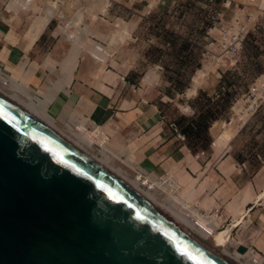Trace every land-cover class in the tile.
Instances as JSON below:
<instances>
[{
	"label": "rangeland",
	"instance_id": "rangeland-1",
	"mask_svg": "<svg viewBox=\"0 0 264 264\" xmlns=\"http://www.w3.org/2000/svg\"><path fill=\"white\" fill-rule=\"evenodd\" d=\"M19 1L23 2L24 0ZM93 1L34 0L23 11L25 13L29 10V15L34 16L35 14L37 16L34 18H38L41 14L43 15L41 11L50 8V6L55 8V11L59 7L64 9L62 14L51 17L54 24H58L59 30V42L56 49L57 58L50 56L55 62H52L49 58L47 59L52 62L50 65L52 64L53 71L63 70L66 59H69V55L76 51L73 56V58L75 55L77 57V66L73 71L76 75L83 76L97 86L98 81L103 76L105 77L106 70L115 72L117 74L115 75V83L123 82L124 97L135 90V96L139 98V101L143 103L150 101L157 105L162 120L169 126L174 124V132L180 139L184 140H186L185 137L179 132L180 125H186L188 119L198 118V115L205 114L210 109V118L207 116L205 121L208 123L206 134L203 131L201 133L202 138L198 139L196 144L194 138L189 139L191 143L194 142V145L190 146L194 148V151L190 149L193 157L201 166L197 167L194 175L197 176V179H191L184 171L181 173L176 170L167 172L168 176L163 175L162 177L165 176L171 180L173 176L175 177V179L172 178L173 180H176V182L178 180V184L181 183L179 186L181 188L178 189V196L180 195L181 199L188 190L195 189L189 195L185 204L192 205L195 210L197 209V212L204 214L205 217L210 216L211 218L212 216L215 218L216 216L215 220L218 222L215 221L216 232H226L227 228V231L230 228L228 241L231 242L224 245L226 253L231 254L237 246L236 243L239 242L245 244V246H250L248 235L259 228L263 222L261 214L264 212V145H261L262 154L255 155V159L250 161L249 176L241 177L239 175L241 179L233 187L226 186L225 183L222 188L213 194V197L206 198V192L207 189L209 191L213 190V193L216 190V178L219 180V171L226 174L229 169H233L234 166L230 164L231 155L238 158L241 155L250 154V151L254 148L253 145H248L246 142L240 144H237L236 141L233 142L234 136L229 141L230 146L226 151L217 157L211 143L218 131L238 118L239 110L245 113L243 116L245 122L254 112L253 110L264 101L262 94L252 91V88L258 86L264 79V50H261V56L258 60H254L249 68L244 67V58L242 57L245 42L264 39V7L262 8L261 5L263 0H122L123 20L111 19L106 21L100 18L101 12H98V10L95 12L93 8L94 11L91 10V5L97 3ZM113 1L118 0H109V3ZM141 6H144L145 11L151 10L152 12L153 9L152 13L155 15L152 16L150 12L145 19L140 20L139 26L136 27V12L132 13L133 15L127 12L129 9L135 11L136 8L139 9ZM78 16L79 19H76ZM237 19L240 21L249 20L250 23L247 25V28L249 27L248 33L243 35L239 53L234 57L232 48L224 42L237 33L234 30ZM125 23L132 26L129 32L130 35L125 36V33H123V38H119L117 41L116 39L121 33L120 29ZM72 24H74L73 27L70 26ZM163 26L167 27L166 30L162 28ZM75 27L79 30V34L78 39L74 41L73 38L68 37V33L75 30ZM104 28L106 29L105 32ZM169 29L176 31L175 36L168 31ZM109 38H116L117 43L114 40L109 41ZM76 40H79V44ZM86 44H100L107 53L106 61L102 63V61H96V58H92ZM240 64L241 66H239ZM202 66L208 67L206 74L196 86L195 93L188 94L187 89L192 86L191 78L197 69L203 68ZM21 68V66L10 68L9 73L23 81L24 72H29L24 71L23 68L21 70ZM62 70H60L61 75L59 77H48L41 87L33 89L32 94L42 97L40 94L52 93L51 89L55 87L53 85L60 82L62 76H64V70ZM145 75L150 77L143 80ZM104 80L107 81L105 78ZM26 85L30 87L31 83L26 82ZM6 87L0 82V90L10 95ZM101 88L105 89L102 85ZM36 90L37 92H34ZM225 91L228 94H224ZM11 95H15V93L12 94L11 92ZM17 97L27 103L29 102L26 96L24 98L17 94ZM80 118L82 117L76 118L72 115L69 120L78 123V120L83 119ZM69 120L54 122L56 128L62 131L63 134L77 140L75 135L77 131L74 130V135L72 134L73 130L68 131L71 127H69ZM86 127L92 131V128L88 127L87 124ZM71 128L73 129V127ZM101 128L105 133L110 134L108 128ZM247 139L245 138V140ZM202 144L204 145L202 146ZM81 145L89 153L99 158L104 157L95 145L86 146L83 143ZM128 150L131 151L130 148ZM126 151L124 152L126 153ZM130 158V164L133 166L135 160L132 155ZM107 161L109 165L120 168L123 173L126 172L128 178H135L132 171L129 172L126 167H123L122 161L117 159ZM169 174L170 176L173 174L171 178ZM248 177L253 186V190L246 187L249 190L248 192L252 198L258 194H261V197L256 202H249L241 206L237 197H239L241 191L240 185ZM244 189L242 188L243 191ZM150 190L153 191V196L158 202L163 201L164 193L160 195L154 190ZM156 190L160 192L159 189L156 188ZM203 200H206V203ZM215 209L217 211H214ZM203 211H206L207 214ZM235 223L236 225H233ZM244 260L240 259L241 262H244Z\"/></svg>",
	"mask_w": 264,
	"mask_h": 264
},
{
	"label": "water",
	"instance_id": "water-1",
	"mask_svg": "<svg viewBox=\"0 0 264 264\" xmlns=\"http://www.w3.org/2000/svg\"><path fill=\"white\" fill-rule=\"evenodd\" d=\"M0 264L235 263L0 92Z\"/></svg>",
	"mask_w": 264,
	"mask_h": 264
},
{
	"label": "crops",
	"instance_id": "crops-1",
	"mask_svg": "<svg viewBox=\"0 0 264 264\" xmlns=\"http://www.w3.org/2000/svg\"><path fill=\"white\" fill-rule=\"evenodd\" d=\"M14 1L0 0V69L5 73H9V68L21 66L24 71L29 72L24 73L29 74L31 80H33L31 87L34 89L39 88L48 77H59L61 75L60 70L54 72L51 65H46L48 58L50 60H53L51 57L57 58L58 24L55 25L53 19H50L45 26L35 32L32 26L36 20L34 17L37 15H29V10L25 13L23 12L34 0L23 1L20 5ZM63 10V8L59 7L54 12V15L62 14ZM134 12L137 14L136 27H138L140 20L145 19L151 10L145 11L144 6H141L139 9L136 8L135 11L129 9L127 13L132 14ZM100 15L103 21L111 19L123 20V1L118 0L107 4L106 9ZM153 15L155 14L152 13ZM162 28L166 30L167 27L163 26ZM28 30H30V35L26 37ZM105 30L104 28V32ZM168 31L175 36V30L169 29ZM30 36H32V39L28 40ZM97 40L102 42L99 39ZM177 46L179 45L177 44ZM261 50H264V39H254L245 42L242 55L244 67L249 68L254 60H258L261 56ZM113 73L115 74V72ZM8 77L15 81L20 80L10 75V73ZM102 82L103 80H100L98 82L100 85L97 84L99 86L97 87L83 76L80 77L73 72L72 78L66 87L62 89L54 87L55 89H51L52 93H47L52 94L53 98L48 102L46 111L58 122L67 121L73 115L76 118H88L100 128H108L110 134L106 132L108 140L105 143L109 150L119 154L121 159L124 156L127 158L128 153L131 152L135 164L145 171L148 176H152V174L161 175L162 173L176 170L181 173L184 171L192 177L189 176L191 179H197V176L194 175L197 167L201 166L193 157L187 140L180 139L174 130L170 128L169 124L162 120V115L157 105L150 101L145 103L139 101V98L135 96V90L124 97L123 82L115 84ZM13 83L15 84L16 82ZM101 83L103 87L106 86V89H100ZM7 91L10 94L12 92V94L15 93L16 95L20 94L23 97H27V95L17 92L10 86ZM189 108L191 109L190 106ZM253 111L241 125L233 142L236 141L237 144L246 142L248 145H253L254 148L250 151V154H244L238 158L231 155L230 164L234 166L233 169H229L226 174L219 171V180L216 178L217 188L214 193L213 190L209 191L207 189L206 198L213 197V194L222 188L225 183L226 186L233 187L239 183L242 176H249L250 161L255 159V155L262 154L261 145H264V101ZM245 138L248 139L245 140ZM128 148H130V152ZM125 150H127L126 154ZM126 160H123V167H126L127 171L131 172L132 170L128 167L129 161ZM240 186L241 188L249 187L250 190H253L249 177ZM261 215L263 217L262 224L248 236L250 246L264 255V212Z\"/></svg>",
	"mask_w": 264,
	"mask_h": 264
},
{
	"label": "bare ground",
	"instance_id": "bare-ground-1",
	"mask_svg": "<svg viewBox=\"0 0 264 264\" xmlns=\"http://www.w3.org/2000/svg\"><path fill=\"white\" fill-rule=\"evenodd\" d=\"M22 1V0H21ZM24 1H33V0H24ZM96 4H92L91 5V10L92 8L95 10V12H97L96 10H98V12H103L105 9H106V6L108 4V1L109 0H94ZM93 1V2H94ZM15 3H17L18 5H20V1L19 0H15L14 1ZM49 2V1H47ZM56 3V2H55ZM54 3V4H55ZM47 4V3H46ZM261 5H262V8L264 7V0L261 2ZM45 6V4H44ZM48 6V5H46ZM96 7V8H95ZM47 8V7H46ZM44 10V9H42ZM92 10V11H94ZM40 12V11H39ZM43 13V15L41 14L38 18H36L33 26H32V29L35 31V32H38L43 26H45V24L51 19V17L54 15V12L55 11V8H53L52 6H50V8H47L45 9L44 11H41ZM93 13V12H92ZM76 19H79V16L78 18ZM121 23V22H120ZM123 23V22H122ZM75 24V22H74ZM74 24L70 25L71 27L74 26ZM118 24V23H117ZM121 26V25H120ZM131 25H127V23L123 24L122 26V29L121 30V33L120 35L117 37V41L119 40V38H123V33H125V36H129V29ZM68 27V25H67ZM66 27V28H67ZM29 32L27 33L26 37H28L30 35V30H28ZM81 31V30H80ZM90 32V31H89ZM32 33V32H31ZM92 33V32H91ZM79 34V30L76 29L75 27V30H73L71 33H68V37L69 38H73L74 41L75 39H78L77 36ZM32 35V34H31ZM131 37V36H130ZM32 39V36H30L28 38L29 39ZM35 38V37H33ZM88 39V38H87ZM115 39H110L109 38V41L110 40H114V42L116 41ZM80 40V38H79ZM79 40H76L77 44H79ZM31 41V40H30ZM91 41V40H90ZM117 41L115 43H117ZM71 42V41H70ZM114 43V44H115ZM81 45V44H80ZM77 46V45H76ZM72 47V46H71ZM86 47L89 49L90 53H91V56L92 58H96L95 60L96 61H102V63L104 61H106L107 59V53L106 51L103 50V48L101 47L100 44H95V45H87L86 44ZM78 48V47H77ZM76 49V48H75ZM78 50V49H77ZM79 51V50H78ZM108 52V51H107ZM74 53L76 54V51L75 52H72L71 55H69L70 57H68L69 59H66V63L63 61V70H64V73L62 76V80L60 82H57L55 83L53 86H55V88H58V89H62L64 87H66L71 78H72V74H73V71L75 70L76 66H77V57L75 55V57L73 58L74 56ZM51 56V55H50ZM79 56V55H78ZM73 58V59H72ZM65 59V58H64ZM73 60V62H72ZM53 61V60H52ZM55 62V61H54ZM50 60H47L46 61V65H50ZM57 63V62H56ZM206 63V61H205ZM58 64V63H57ZM52 65V64H51ZM60 67V66H59ZM203 67V66H202ZM6 68V67H5ZM61 68V67H60ZM10 69V68H9ZM208 67L205 66L201 69H197L195 74L193 75L192 77V86L190 88L187 89V93L188 94H194L195 91H196V86L200 83L201 79L204 77V75L206 74V71H207ZM8 70V69H7ZM62 70V69H60ZM62 70V71H63ZM105 79L107 81L104 80V78L102 77L101 80H104L105 82H109L111 84H114L115 83V75H117L116 73L114 74L111 70H106L105 71ZM61 77V76H60ZM23 81L22 79L20 80H17L15 81L14 79L12 78H9L8 75H7V78L5 77H1L0 80L1 81H6L7 82V85L10 86V88L16 90L17 92L19 93H23L25 95H27L28 99H29V102H25L23 100L20 99V97L18 98L17 95H9L5 92H3L2 90H0V92L2 94H5V96L7 98H9L11 101H13L14 103H16L21 109H23L25 112H27L29 115H31L33 118H35L37 121H39L40 123L46 125L48 128H50L51 130H53L55 133H57L58 135H60L62 138L66 139L67 141H69L70 143H72L74 146H76L79 150H81L83 153H85L86 155H88L89 157H91L92 159L98 161L101 165H103L104 167L108 168L109 170H111L113 173H115L116 175H118L121 179H123L127 184H129L133 189H135L136 191H138L140 194H142L146 199H148L149 201H151L153 204H155L156 206H158L160 209H162L166 214H168L170 217H172L175 221H177L180 225H182L183 227L189 229L190 231H192L193 233H195L200 239H202L203 241H205L209 246H211L213 249H215L217 252L221 253L222 255H224L226 258H228L229 260H231L232 262H234L235 264H255V262L257 261L256 260V256L254 255H251L249 251H246L244 252L243 254L241 253H238L236 250H233V252L231 254H228L225 252L224 250V245L229 242L228 241V237H229V231H230V228H229V231L228 228L225 231H221V232H216V228L217 226L215 225V218H213L211 216H203L199 211L197 212L193 206H189V204H185V202L187 201V198H189V195L193 192V188H191V190H188L187 193L184 194V196L182 197L181 199V196L179 195L178 196V189L181 188L179 187L180 184L179 181L177 180H173L172 178L175 179V177H173L172 175V178L171 180H169L171 182V187L173 189V191H171L169 189V187H166L160 183H158L156 181V177L155 175L152 174V176H148V179L147 182H145L147 185H149L150 187L149 188H146V189H143L141 188L140 184H142V178L138 175V174H135L134 172V169L136 166H132L129 162L131 160L130 156L129 155L130 153H128L127 155V158L128 160L126 161H129L128 162V167H130V169L132 170V172L135 174L134 175V179H131V178H128L125 174L126 172H122L120 170V168H115L111 165H109L107 162V160L109 159H118V160H121V157L119 156V154H115L113 153L112 151L109 150V148L107 147L106 145V140H108V137H107V133H105L100 127H96V129H92L91 130H88V128L86 127V121L85 119L83 118H80L82 120H78V123L76 121L75 124H72L73 121H70L69 120V127H73V129L70 127L68 129V131H72L73 130V135L75 134V131L76 130L77 134L76 137H77V140H73L71 139L70 137L66 136L65 134L62 133V131H60L59 129L56 128V125H55V119L50 115L48 114V112L46 111V107H47V104L48 102H50L53 98V95L52 94H44L42 95V97H39V96H36V95H33L32 92H33V87H29L28 85H26V82H29L32 84V81L31 80V77L29 74H26L24 73L23 76ZM149 78L148 75H146V77H144L143 80H147ZM13 82H16L15 84ZM99 82V81H98ZM103 83V82H102ZM101 83V85H102ZM100 85V83L98 84ZM28 86V87H27ZM99 87V86H97ZM9 88V87H8ZM54 88V87H53ZM54 88V89H55ZM106 89V86L103 87ZM102 89V88H100ZM65 90V89H63ZM104 90V89H102ZM34 92H37L34 91ZM64 92V91H63ZM39 94V93H38ZM41 95V94H40ZM240 113H238V118L236 120H234L233 122L231 121L230 123H228L224 129H221L220 131H218L216 134H215V137H214V140L213 142L211 143V146L214 150V153L217 155V157H219L220 155H222V153L224 151H226V149L230 146L229 145V141L235 136L236 132L238 131V129L240 128V126L242 125V123L244 122V119H243V116L245 115L244 112L240 111ZM86 144V146H89V145H95L99 151L102 153V156H104L103 158H99L91 153H89L84 147L83 145L81 144ZM231 143V142H230ZM127 153V152H126ZM125 153V154H126ZM124 154V153H123ZM111 161V160H110ZM123 162V161H122ZM126 164V163H125ZM135 164V162L133 163V165ZM197 167V166H196ZM208 168V167H207ZM192 169V168H191ZM227 170V169H226ZM225 171V170H224ZM200 173V172H199ZM184 175V174H183ZM157 176V175H156ZM166 176V175H165ZM163 177V178H166L167 177ZM168 176V175H167ZM190 176V175H189ZM177 177V176H176ZM191 177V176H190ZM169 178V177H168ZM192 178V177H191ZM195 179V178H194ZM184 180V179H183ZM196 180V179H195ZM194 180V181H195ZM188 181V180H187ZM191 181V179H190ZM180 182H181V178H180ZM183 182V181H182ZM193 182V181H192ZM198 182V181H197ZM187 183V182H186ZM189 183V181H188ZM198 184V183H197ZM188 185V184H187ZM194 187V186H193ZM159 189L160 191L164 192L165 196H164V199L162 202H158L156 200V198L153 196V191H151L150 189L152 190H156ZM185 188V187H184ZM249 188V187H248ZM248 188H243L244 191L242 190L241 188V191H240V194L242 192V194L238 195L239 197H237V200H239V203L241 204V206H244L245 204L249 203V202H256L257 199L259 197H261V194H258L256 195L254 198H252V196L250 195V193L248 192ZM186 189V188H185ZM199 189V188H198ZM182 190V189H181ZM180 190V191H181ZM157 191V190H156ZM184 191V190H183ZM252 192V191H250ZM163 194V193H162ZM199 194V193H198ZM182 195V194H181ZM255 195V194H254ZM264 195V193H263ZM193 197H196V196H193ZM236 198V197H235ZM189 201V200H188ZM200 201V200H199ZM202 201V200H201ZM205 201L206 203V200H203V202ZM190 203V202H189ZM238 203V202H237ZM236 204V203H235ZM229 206V205H228ZM234 206V204H233ZM237 206V205H236ZM201 208V207H200ZM240 209V208H239ZM244 210V208H243ZM233 211V210H231ZM206 213V211H203ZM237 212V211H236ZM233 213V212H232ZM216 214V213H215ZM240 214V213H239ZM238 214V215H239ZM242 214V212H241ZM240 214V215H241ZM214 215V214H213ZM237 215V214H236ZM239 215V217H240ZM218 217V216H217ZM237 217V216H236ZM234 218V216H233ZM232 218V219H233ZM235 219V218H234ZM243 219V218H242ZM238 220V219H236ZM235 220V221H236ZM241 220V219H240ZM219 221V220H218ZM217 222V221H216ZM220 222V221H219ZM242 222V221H241ZM218 223V222H217ZM219 225V224H218ZM234 225V224H233ZM231 242V241H230ZM229 242V243H230ZM241 243H236V245H240ZM243 245V244H242ZM245 259L244 262H241L240 259ZM258 262V261H257Z\"/></svg>",
	"mask_w": 264,
	"mask_h": 264
},
{
	"label": "built area",
	"instance_id": "built-area-1",
	"mask_svg": "<svg viewBox=\"0 0 264 264\" xmlns=\"http://www.w3.org/2000/svg\"><path fill=\"white\" fill-rule=\"evenodd\" d=\"M253 20V19H252ZM250 23L249 20H246V21H240V20H236V26L234 27V30L237 31V33L235 35H233V37H229L224 43L227 44L229 47L232 48V55H234V57H236L239 53V48L241 46V43H242V38H243V35L245 33H248L249 31V27L247 28V25ZM1 77H5L7 78V74L2 70L0 69V78ZM0 82L7 86L6 88L9 87V85H7V82L6 81H1ZM252 91L254 93H260L264 96V79L262 82L259 83L258 86H255L252 88ZM85 121L88 125V127L92 128L93 130L96 129V125H94L93 122H91L88 118H85ZM170 127H172L175 131V125L174 124H171ZM101 155V154H100ZM133 166H136L135 169H134V172L135 174H138L141 178H142V184H140L141 188L145 189V188H149L150 186L147 185L145 182H147L146 179H148V176L146 174L145 171H143L142 169L139 168L138 165L134 164ZM133 173V172H132ZM134 174V175H135ZM163 175H168L167 172L161 174V175H158V176H155L156 177V181L166 187H169V189L171 191H173L171 187V182L169 181V179H166V178H163L162 176ZM149 180V179H148ZM154 192H157L159 193L160 195H162V191H154ZM214 211H217L216 209ZM246 251H249L251 255H255L256 256V261L255 264H264V255L260 252H258L255 248L253 247H246Z\"/></svg>",
	"mask_w": 264,
	"mask_h": 264
},
{
	"label": "trees",
	"instance_id": "trees-1",
	"mask_svg": "<svg viewBox=\"0 0 264 264\" xmlns=\"http://www.w3.org/2000/svg\"><path fill=\"white\" fill-rule=\"evenodd\" d=\"M224 94H228V92L225 91ZM210 114H211V111L209 109L205 114L198 115V118L188 119L186 125H180L179 132L183 134V136L188 142L189 147L194 145V142L191 143L189 139L194 138L193 140L195 141V144H196L198 139L202 138L201 133L204 131L206 134L208 123L205 121H206L207 116L208 118H210L209 117ZM189 143H191V145H189ZM203 145L204 144H202V146ZM190 149L194 151V148L190 147Z\"/></svg>",
	"mask_w": 264,
	"mask_h": 264
},
{
	"label": "clouds",
	"instance_id": "clouds-1",
	"mask_svg": "<svg viewBox=\"0 0 264 264\" xmlns=\"http://www.w3.org/2000/svg\"><path fill=\"white\" fill-rule=\"evenodd\" d=\"M7 74V73H6ZM8 75V74H7ZM7 89V88H6ZM82 118H84V117H82ZM90 120V119H89ZM92 122V121H91ZM97 127H99V126H97ZM107 137H108V135H107ZM122 161L123 160H125V156L124 157H122V159H121ZM158 176V175H157ZM247 247V246H246ZM248 247H251V246H248ZM246 252V251H245Z\"/></svg>",
	"mask_w": 264,
	"mask_h": 264
}]
</instances>
